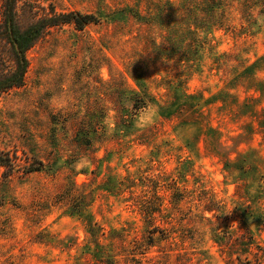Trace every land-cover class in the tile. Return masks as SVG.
<instances>
[{
  "label": "rangeland",
  "instance_id": "1",
  "mask_svg": "<svg viewBox=\"0 0 264 264\" xmlns=\"http://www.w3.org/2000/svg\"><path fill=\"white\" fill-rule=\"evenodd\" d=\"M21 1L23 26L99 21L49 30L0 94V264H264V0H227L196 50L184 0Z\"/></svg>",
  "mask_w": 264,
  "mask_h": 264
},
{
  "label": "trees",
  "instance_id": "2",
  "mask_svg": "<svg viewBox=\"0 0 264 264\" xmlns=\"http://www.w3.org/2000/svg\"><path fill=\"white\" fill-rule=\"evenodd\" d=\"M247 3V0H243ZM21 0H3L1 19H0V44L5 50L0 56V66L2 62L7 63L5 71L0 70V94L12 88H19L24 84L25 75L28 69L27 52L51 29L64 25L72 26L75 30L81 31L90 24L98 23L99 19L93 14H83L76 11L56 12L53 8L49 14L43 16H32L29 23L23 26L20 23L21 13L19 3ZM227 0H201L199 6L193 5L191 0H184L182 3L184 12L185 29L182 31L183 41L186 42L187 50H196L194 43L199 42L197 37L200 33L208 35L214 29H221L225 24V10ZM243 3V5H245ZM23 4H25L23 2ZM218 12V13H217ZM176 14V12L174 13ZM175 28H170V35L179 40ZM205 35V36H206ZM183 43V42H182ZM196 53V52H193ZM0 166L5 167L6 163L0 157ZM78 200L84 199L83 196L76 197ZM79 203V202H78ZM76 208L79 216L81 215L80 204ZM85 222L86 230L89 235L88 244L95 247H101L100 239L104 233L100 228L87 217H82ZM151 219V215L148 216ZM153 238L149 237V241ZM151 244V243H150ZM98 259L97 263H102ZM109 260V259H108ZM111 264L107 261L104 264Z\"/></svg>",
  "mask_w": 264,
  "mask_h": 264
},
{
  "label": "clouds",
  "instance_id": "3",
  "mask_svg": "<svg viewBox=\"0 0 264 264\" xmlns=\"http://www.w3.org/2000/svg\"><path fill=\"white\" fill-rule=\"evenodd\" d=\"M264 23V20L261 21ZM159 118V108L151 103L145 104L139 110L135 111L133 120L137 128H146L151 126Z\"/></svg>",
  "mask_w": 264,
  "mask_h": 264
}]
</instances>
